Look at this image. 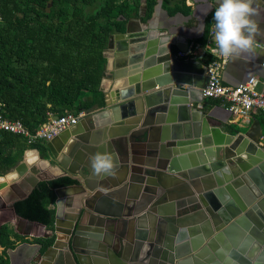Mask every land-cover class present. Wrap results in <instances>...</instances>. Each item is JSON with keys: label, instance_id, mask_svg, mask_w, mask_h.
Masks as SVG:
<instances>
[{"label": "water", "instance_id": "95a60500", "mask_svg": "<svg viewBox=\"0 0 264 264\" xmlns=\"http://www.w3.org/2000/svg\"><path fill=\"white\" fill-rule=\"evenodd\" d=\"M125 28L128 33V24ZM146 29L129 44L144 43L153 63L129 75L135 80L114 91L110 108L86 116L74 130L46 143L60 173L52 175L42 165L28 167L23 157L13 168L5 199L12 215L7 222L18 235L35 240L51 234L40 233L43 224L19 217L14 203L27 198L39 182L68 174L80 180L55 190L52 245L22 243L7 250L9 264H264L260 123L253 121L236 135L211 125L193 105L203 101L201 85L181 72L186 69L170 51L176 44L185 53V38L169 36L168 51L156 54L159 40ZM126 105L132 111L122 114ZM102 130L100 142L90 141ZM154 132L152 140L148 136ZM140 134L146 139L139 140ZM138 141L147 143V152ZM243 142L257 162L235 160ZM208 150H220L221 158L207 162ZM97 153L115 156L120 176L114 182L106 180L109 175L93 173L91 157ZM191 156L203 157L208 176L186 174ZM74 188L85 195L77 204L72 198L67 203L59 192ZM119 225L122 230L116 232Z\"/></svg>", "mask_w": 264, "mask_h": 264}, {"label": "trees", "instance_id": "16d2710c", "mask_svg": "<svg viewBox=\"0 0 264 264\" xmlns=\"http://www.w3.org/2000/svg\"><path fill=\"white\" fill-rule=\"evenodd\" d=\"M94 1L0 0V52L10 60L5 69L0 67V115L20 121L33 133L37 129L36 111L41 108L37 97L45 103L44 120L64 111L89 113L93 111L91 107L103 102H98V96L107 65L104 52L110 37L123 33L122 26L131 16L125 14L123 22H110L108 15L115 9L114 0H102L97 13L87 14L86 7ZM48 3L50 9H56L53 18L42 12ZM211 20L212 15L206 19L203 38L208 35ZM8 77L16 80L20 88L13 86ZM203 103L202 111L208 113L209 107L219 102L206 99ZM28 149L36 150L43 160L50 158L46 142L26 145L21 136L0 131V165L4 168L13 169ZM77 183L68 176L39 182L27 198L14 203L15 213L49 226L54 223L55 209L49 206L55 201V190ZM1 239L0 236V243Z\"/></svg>", "mask_w": 264, "mask_h": 264}, {"label": "crops", "instance_id": "0c3cea01", "mask_svg": "<svg viewBox=\"0 0 264 264\" xmlns=\"http://www.w3.org/2000/svg\"><path fill=\"white\" fill-rule=\"evenodd\" d=\"M171 3L172 4L167 5V8L163 9L162 2H160L159 7L157 6V8L155 9V19H152L149 22V28L153 30H158L160 28L162 30H166L167 33L162 34V39H161L162 41L163 40L169 41V36L171 35H180L183 38H185L187 47L190 48L188 51H186L185 53L180 52L176 44L170 45V51L174 55L175 59L177 60V63L181 65L180 67L183 69H186L185 71H181V72H184L183 74L191 75L193 78L195 77L198 80V84H200L201 86H204L206 77L204 75V71L202 67L206 63L212 60H215L217 57L219 58L221 57L218 53L215 55L212 54L214 42H213V36L211 34V24L213 23L214 10L216 7H218V0H183L182 4L176 3V0H172ZM257 3H259L260 5L261 14L260 16L256 17V19L260 23L261 28L264 29V0H257ZM175 4H177L179 8H176ZM167 10H170L171 14H168ZM211 15H212V20H211L212 22L208 30V35L207 37L203 38L204 30L206 27V24H205L206 19L207 18L209 19ZM132 25H133V33H137L145 28V26L139 24L136 21H132ZM256 40H257V43L264 45V36H257ZM180 42L182 41L180 40ZM119 44H120V41L113 43L112 48L111 49L108 48V51L106 53L107 54V65H106L107 76L103 78L104 83H101L102 87L105 88L106 93L109 90V86H110L111 79L113 76V72H112L113 63L110 61L111 63H109L108 65V59L117 60L118 66L121 64H124V61H126L127 54L117 53L116 51L117 48L119 47ZM195 44H199L202 48L194 49L193 45ZM262 60H264V52L258 48H256L253 53L243 54L237 58L226 59V65L224 66V71L222 72L223 82L228 85H237L238 83L244 81L250 76H262L264 74V70L260 66V63ZM110 72L112 73L111 75H110ZM120 81L123 84L124 81L127 82V78L121 79ZM123 86H126V85L124 84L122 85V87ZM114 88H116V86H114L113 89ZM204 101L205 100H203L202 103ZM202 103H193V105L198 106L200 104L201 107H198V108L202 110ZM208 105L209 103L206 104L207 107ZM102 110H99L97 112H100ZM255 113L257 112H253L251 114L248 122L246 121L232 122V119L230 118L229 114L225 110H223V108L219 106V103H218L216 105L210 106L208 113H204V116L207 117L211 125L225 126L224 131L226 133L235 135L231 131L234 130L233 128H237V129L241 128L240 127L241 122L245 124L244 128H249V126L251 125L253 121L259 122L258 119H261L262 117L264 118V115L261 116L259 113H257V116H258V117L256 116L257 118H253V114ZM116 114L118 115L119 111ZM263 124H264V120L261 119L260 126L262 129V136L264 132ZM75 128L76 127H72V128H69L68 130L71 131V130H74ZM104 134H105V131H103V134L97 133L96 135L93 136V138H91L90 141H92L94 144L98 143L104 137ZM140 136L142 138L139 137V140L146 139L145 135L143 137L142 134H140ZM148 137L153 140L157 138V135L155 132L149 133ZM138 142H139L138 143L139 146H141L140 150H143L144 153L147 152V149L145 148L147 143H145V141H138ZM142 157H146V156L142 155ZM52 171L57 174L60 173V169L58 167L52 168ZM67 176L72 179L77 180V182H79L80 180L78 176H74L72 174H68ZM119 176L120 175L116 173L114 176H108L106 180L109 183H111V182H114V180L117 177L119 178ZM84 195L85 193L80 192L78 189L74 188V189H70L69 192L66 193L64 196L67 199V203L72 198L73 199L72 204H77L80 202V200L82 199ZM69 206H71V202H69ZM121 230H122V226L119 225L118 228L116 229V232H119ZM40 233H44L43 228L40 230ZM29 238L28 237L26 238L27 241L19 242L17 246L22 243H27V244H32V245L37 244V242L30 241Z\"/></svg>", "mask_w": 264, "mask_h": 264}, {"label": "built area", "instance_id": "2783aa9c", "mask_svg": "<svg viewBox=\"0 0 264 264\" xmlns=\"http://www.w3.org/2000/svg\"><path fill=\"white\" fill-rule=\"evenodd\" d=\"M257 44L259 45L257 48L264 52V45ZM193 48L200 49L202 47L195 44ZM189 49L187 48V51ZM225 65L226 59L217 57L202 67L206 77L204 86L198 90L202 100L218 101L219 106L229 114L232 122H248L253 112L264 115V74L262 76H250L237 85H228L222 80ZM260 66L264 70V60L261 61ZM198 107L201 105L199 104ZM85 117L86 114L83 112L65 111L56 116V119L48 117L35 132L30 133L20 121H12L0 115V131L21 136L26 145H32L38 141L47 143L69 128L76 127Z\"/></svg>", "mask_w": 264, "mask_h": 264}, {"label": "rangeland", "instance_id": "374dc122", "mask_svg": "<svg viewBox=\"0 0 264 264\" xmlns=\"http://www.w3.org/2000/svg\"><path fill=\"white\" fill-rule=\"evenodd\" d=\"M172 0H114L115 2V9L114 11L108 15L109 21H113V20H119L120 22H123L125 14H129L131 16V18L127 19L125 21L124 26H122L123 28V33H119V34H124L125 33V27L127 24H129L132 21H137L139 24L144 25L145 27L149 28V22L152 19H155V9L157 8V6L159 7L160 2H162V8H167V5L172 4L171 3ZM183 0H176V3L182 4ZM49 3L48 6H46V8H43L42 12L47 13L48 18H53V16L56 14V9H50L49 8ZM103 6V2L102 0H96L94 2L91 3L90 6L86 7L85 12L87 14H95L97 13L100 8ZM176 8H179V6L177 4H175ZM150 29V28H149ZM158 31L160 32V34H165L167 33L166 30H162L161 28L158 29ZM118 34V33H117ZM116 35V34H114ZM112 35V36H114ZM111 36V37H112ZM107 51L108 48L105 50L104 52V57L106 58V64H107ZM10 63V60L8 59V57L0 52V67L5 69L6 66ZM112 73L110 72V75ZM107 76L106 74V66H105V70H104V75L103 78H105ZM102 78V79H103ZM8 80L11 82V84L13 86H15L17 89H19V84L16 80H13L12 78L8 77ZM102 82V80H101ZM106 90L104 87H102L101 83H100V87H99V95L98 96V102L100 103L101 99H102V103L98 106L95 107H91V110H93L92 112L89 113H85L86 116H90L93 113L99 111V110H104L107 108H110L111 105L107 106L106 105ZM25 97H28L29 94H25ZM36 102H38L39 106L41 108H39L36 111V126L34 128H38L39 125L41 123H43L44 120V111H43V104L44 100L41 97H37ZM51 107L49 105H46V109ZM55 111H62V110H58L57 108L55 109ZM65 112V111H64ZM256 114V115H255ZM253 114V118H257V113ZM257 116V117H256ZM245 124H243V122L240 123V127L241 128H233L234 131H236L235 135L238 133H245L246 130L248 128H244ZM264 126V124H263ZM243 127V128H242ZM264 132H263V136L260 138L259 142H260V147L263 149L264 147ZM264 150V149H263ZM32 153V152H31ZM23 157V156H22ZM49 163L52 166H56V162L54 159L50 158ZM13 169H6L3 166L0 165V177H6V175L10 172H12ZM0 179H4V178H0ZM56 198V197H55ZM50 208H54L55 209V205L54 203L52 205L49 206ZM12 218L11 212L9 210L8 207V201H0V236H1V243H0V264H9L8 261V256L6 254L7 250L9 249H14L17 244L19 242L22 241H27L26 238L27 237H23L18 235L15 232L14 229V225L12 223H8L7 221L10 220ZM5 223V224H3ZM53 230H54V223L46 226L43 228V232L44 233H49L51 234V238L46 239V240H35L33 238H29L30 241L32 242H41L43 244V246H49L52 245V243L54 242V238H53Z\"/></svg>", "mask_w": 264, "mask_h": 264}, {"label": "bare ground", "instance_id": "6f19581e", "mask_svg": "<svg viewBox=\"0 0 264 264\" xmlns=\"http://www.w3.org/2000/svg\"><path fill=\"white\" fill-rule=\"evenodd\" d=\"M137 22V21H136ZM147 27H145L144 29H142L141 31L137 32V33H133V25L132 22H130L128 24V33H124V34H116L112 37H110V42H109V49L112 48V44L115 42H119V47L117 48V53H126V61H124V64H121L118 66V62L117 60H109L108 59V65L109 63H113V76L111 79V83L109 86V90L106 94V105L109 106L112 103V99L115 96L114 91L116 89H120L123 88L125 86L122 87V85H126L133 82L135 80V78L130 77L129 75H131L132 73L135 74L138 71V68L140 65L145 64V65H150L153 63V58L152 57H146L145 55V51H144V43L139 42V43H134V44H129V39L130 38H135V37H141L143 36L144 32L147 30ZM150 36L152 38H157L159 40V45L158 47H156V54H163L166 53L168 51V42L169 41H165V40H161L162 39V34L160 35V32L158 30H153L150 29ZM111 61V62H110ZM118 66V67H117ZM108 68V66H107ZM127 78V82L124 81V83L122 84V82L120 81L121 79H125ZM116 82V83H115ZM102 83H104V79L102 80ZM116 86V88L113 89V87ZM122 110V114H129L131 113V106L126 105L123 106L121 108ZM118 110L115 111V113H117ZM102 130L101 132H99V134H103ZM65 135L61 136V138L64 139ZM245 146H246V142H243L240 147L237 149V158L235 159L238 162L244 161V160H249L250 162H257L255 158H253L252 156L248 155L245 151ZM32 152V153H31ZM254 155H256V152L254 153ZM205 159L207 162L212 161V160H217L220 159L222 156V152L220 150L218 151H214V150H208L205 153ZM203 158V157H201ZM200 158V159H201ZM198 156H191V159L189 161V167L186 168V174L191 177L194 178L195 176H203L204 175H209V173L207 172V165L206 164H202L200 161ZM23 160L24 163L28 166V167H35V168H39V165H42V167L46 168V170L48 172H50V174L55 175L57 173H54L52 171V168L57 167V166H52L49 164L48 161L46 160H42L39 155L38 152L36 150H32V149H28L24 152L23 155ZM260 162V161H259ZM191 163L193 165H191ZM263 173H264V162L261 165ZM225 171H229L228 167L226 169H224ZM15 175L13 172H10L6 175V177H2L4 179H0V201H5L7 194H8V182L9 180H11L12 178H14ZM239 182L237 181L236 185ZM70 189L68 190H64V191H60V194H66L69 192ZM251 218L255 219L254 215H251ZM61 236V235H59ZM61 238L64 239L63 236H61Z\"/></svg>", "mask_w": 264, "mask_h": 264}, {"label": "clouds", "instance_id": "9594fccd", "mask_svg": "<svg viewBox=\"0 0 264 264\" xmlns=\"http://www.w3.org/2000/svg\"><path fill=\"white\" fill-rule=\"evenodd\" d=\"M260 14L257 0H218L211 24L212 54L228 59L253 53L259 47L257 36H264V29L256 19ZM91 168L97 176H114L116 158L110 153H97L91 157Z\"/></svg>", "mask_w": 264, "mask_h": 264}, {"label": "flooded vegetation", "instance_id": "af4514ba", "mask_svg": "<svg viewBox=\"0 0 264 264\" xmlns=\"http://www.w3.org/2000/svg\"><path fill=\"white\" fill-rule=\"evenodd\" d=\"M54 238V237H53Z\"/></svg>", "mask_w": 264, "mask_h": 264}]
</instances>
